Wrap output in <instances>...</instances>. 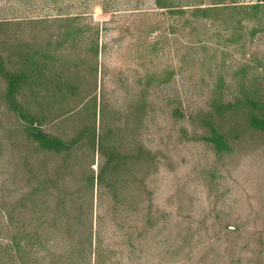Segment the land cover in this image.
<instances>
[{
  "label": "rangeland",
  "instance_id": "obj_1",
  "mask_svg": "<svg viewBox=\"0 0 264 264\" xmlns=\"http://www.w3.org/2000/svg\"><path fill=\"white\" fill-rule=\"evenodd\" d=\"M182 23L154 0H0V48L7 41L50 52L53 42L56 68L79 86L45 106V129L74 139L94 124L97 138L116 133L111 144L123 154L142 147L156 158L126 166L119 159L113 185L137 204H116L111 188L97 184L99 145L85 140L59 157L29 143L0 74V236L15 208L16 221L62 248L101 232L123 264H264V133L241 120L227 124L241 136L231 153L218 154L202 140L201 121L215 100L264 94V19L219 10Z\"/></svg>",
  "mask_w": 264,
  "mask_h": 264
},
{
  "label": "trees",
  "instance_id": "obj_2",
  "mask_svg": "<svg viewBox=\"0 0 264 264\" xmlns=\"http://www.w3.org/2000/svg\"><path fill=\"white\" fill-rule=\"evenodd\" d=\"M197 1L154 0V3L155 7L165 12L168 17L183 19L182 28L191 25L194 18H208L213 12L219 10H240L249 17L260 16L264 19V0H258L249 5L222 7H205ZM78 18L79 16H76L69 22H76ZM0 30H2L1 24ZM50 48L49 52L45 46H32L26 43H19L12 47L7 41L0 48L2 52H8L6 56L0 54V74L7 81L6 96L11 102L13 111L22 122L26 139L41 151L59 157L71 156L74 147L85 140L87 146L92 148L99 145L98 152L105 161L97 174V184L104 188L110 187L116 204L129 201V209L134 211L137 204L136 196L128 197L127 192L124 193L113 185L114 173L118 170L120 163L119 159L124 161L121 162L124 166L129 161L138 162L144 159L154 164L155 156L150 150L142 147L131 154H123L118 145L111 144V139L116 136V133L109 130L108 133L97 138L94 124L84 127L79 136L74 139H66L63 135L45 129L51 121L45 114V106L58 104L79 89L76 83L67 81L72 79L66 78V75L56 68L55 59L57 58L51 53L55 49L53 42L48 49ZM90 50L95 56L99 55L98 41H91ZM95 71H98V67ZM96 104L92 107L95 122ZM175 113L181 115L179 110H175ZM239 120L246 124V129L264 133V94H247L232 101L222 98L212 102L209 110L201 116L202 125L207 132L202 136V140L211 145L218 154L231 153L235 141L239 140L241 134L239 131L227 130L226 125ZM90 180L94 181V176L90 177ZM101 194L105 196V193ZM31 196L24 194L22 200L30 201ZM117 209L120 213L126 208L117 207ZM14 210L15 208L7 214V220L1 224L9 230V234L0 236V264H123L122 258H119L122 251H119L114 244L108 243L101 236V232L99 236H93V233H89L90 236H80L74 248L66 246L62 248L63 245L55 242L52 237L37 236L38 234L34 231L38 229L33 228L28 221H16ZM150 214L147 220L151 217ZM130 243V246L135 249L134 243ZM188 246L187 242L186 245L179 247L184 249Z\"/></svg>",
  "mask_w": 264,
  "mask_h": 264
}]
</instances>
